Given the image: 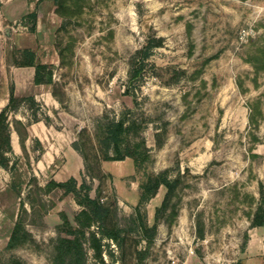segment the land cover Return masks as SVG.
<instances>
[{"label": "rangeland", "instance_id": "374dc122", "mask_svg": "<svg viewBox=\"0 0 264 264\" xmlns=\"http://www.w3.org/2000/svg\"><path fill=\"white\" fill-rule=\"evenodd\" d=\"M54 11L44 35L33 37L31 22L26 30L56 109L28 97L12 106L58 132L39 162L32 139L0 170V264H53L68 228L61 215L75 226L81 206L42 188L71 172L107 207L105 226L121 230L118 241L102 240L100 256L85 242L86 264H264V221L248 217L264 184V0H55ZM157 36L143 79H129L137 49ZM1 46L8 63L22 60L11 39ZM120 117L134 120L124 142L140 152L137 164L104 159L98 144L104 123ZM73 141L88 171L67 150ZM161 171L177 180L176 214L145 238L165 190L141 200L140 183ZM19 216L27 233L9 247ZM84 230L98 236L96 225Z\"/></svg>", "mask_w": 264, "mask_h": 264}, {"label": "trees", "instance_id": "16d2710c", "mask_svg": "<svg viewBox=\"0 0 264 264\" xmlns=\"http://www.w3.org/2000/svg\"><path fill=\"white\" fill-rule=\"evenodd\" d=\"M161 43V37L149 38L147 43L137 49L139 54L137 57V63L133 64L129 71V79H143L144 74L142 72L143 61L149 58L152 54L153 49L159 46ZM20 58L14 60L16 65H32L36 67L35 80L37 82H50V80L43 81L39 75L40 64L36 61L35 50L31 48H25L20 51ZM28 98L31 101L34 99L30 96ZM19 98L13 95L12 87L9 92V102L0 111V165L5 168H12L15 162L9 164V156L7 152H11L10 139H9V126L6 122L7 111L13 110V103ZM18 121V120H16ZM20 122V121H19ZM134 127V120H125L123 117L117 119H108L104 123L102 135L98 139V144L103 150V157L107 160H119L124 159L126 156H130L134 163H138L140 159L138 152L135 148L130 150L128 145L124 142V138L129 134L130 130ZM21 137L23 143V136L20 131L14 126ZM141 143H136L140 146ZM72 147L80 154L83 159V166L85 170L88 169V164L84 153L79 149L76 143H71ZM111 151V152H109ZM93 176V175H92ZM145 179L140 183V194L139 198L144 200L153 196L158 190L159 186H163L164 194L160 204L155 208L154 222L149 226H143V229L147 231L145 238H151L156 230L158 220L164 215L168 218H173L176 214L174 209L175 204L172 203V196L175 191L177 180L175 178H169L165 171L159 173L145 172ZM61 189L63 193H72L75 201L81 206L79 212L74 216L76 225H72L66 215L62 213L61 218L67 225V231L65 235L58 236L54 245V254L52 258L53 264H86L85 263V242L91 246L97 255L100 256L102 240L104 238H110L114 241L120 239L121 230L119 228H107L104 224L108 209L99 200V198L91 197L89 190L91 186L86 182V179L82 176L81 182L78 183L74 176H70L65 180L57 181L50 179L44 186V190L50 191L51 189ZM259 195L255 200V206L253 211L249 214V221L252 226H260L264 221V184L258 182ZM252 199H255L252 197ZM21 207L22 204H21ZM172 209L168 214H165L168 208ZM24 209V208H23ZM96 225L98 229V236L95 232L86 231L84 227H90ZM23 231L25 235L27 231L22 226V220L19 216L14 223L13 229L10 233L7 246L11 247L20 241V232ZM241 264V263H237Z\"/></svg>", "mask_w": 264, "mask_h": 264}, {"label": "crops", "instance_id": "0c3cea01", "mask_svg": "<svg viewBox=\"0 0 264 264\" xmlns=\"http://www.w3.org/2000/svg\"><path fill=\"white\" fill-rule=\"evenodd\" d=\"M55 0H0V111L9 102L10 87H12L13 95L16 97H32L35 101H40L42 107H49L47 112L56 109V99L49 90H45L44 82H37L35 80L36 67L32 65H16L14 63H8L3 52L1 43L5 38L12 40V44L17 49V52L22 51L25 48H31L35 50L36 61L39 60V54L36 50L35 36L39 37L40 33L44 35V31L40 28L47 24V21H52L54 18L52 15L54 11ZM31 22V33L33 34V40L29 36V30H26L27 24ZM9 24L13 31L6 30L5 27ZM35 35V36H34ZM9 76L10 82L7 84V78ZM13 113V116H12ZM28 112L18 113L13 110L7 111V124L9 126V139L11 152L6 154L9 156H17L22 151L23 147L27 148L26 143L32 141V139L39 142L42 147V153L37 159L40 161L49 150L54 149V144L50 141V136L54 132H58L50 124H47L43 119L37 118L33 120L28 119ZM18 120L24 126V139L21 142V137L17 130L14 128L13 120ZM24 145V146H23ZM67 150L71 155L80 156V154L68 143ZM10 162V160H9ZM5 167L0 165V170L5 171ZM70 175H74L72 172L61 180H65ZM58 180V181H61Z\"/></svg>", "mask_w": 264, "mask_h": 264}]
</instances>
